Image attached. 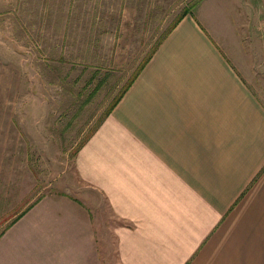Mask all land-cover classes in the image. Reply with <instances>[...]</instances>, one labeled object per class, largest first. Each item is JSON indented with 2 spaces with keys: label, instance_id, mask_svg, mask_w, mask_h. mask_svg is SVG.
<instances>
[{
  "label": "crops",
  "instance_id": "obj_1",
  "mask_svg": "<svg viewBox=\"0 0 264 264\" xmlns=\"http://www.w3.org/2000/svg\"><path fill=\"white\" fill-rule=\"evenodd\" d=\"M255 34L218 10L185 15L78 150L85 201L41 198L0 238V264L97 260L102 200L118 264H264Z\"/></svg>",
  "mask_w": 264,
  "mask_h": 264
},
{
  "label": "rangeland",
  "instance_id": "obj_2",
  "mask_svg": "<svg viewBox=\"0 0 264 264\" xmlns=\"http://www.w3.org/2000/svg\"><path fill=\"white\" fill-rule=\"evenodd\" d=\"M202 1L0 0V234L44 196L85 201L75 153L184 10L225 12L233 26L253 23L248 78L264 104V0ZM97 207V260L42 264H118L109 228L120 222L103 200Z\"/></svg>",
  "mask_w": 264,
  "mask_h": 264
},
{
  "label": "trees",
  "instance_id": "obj_3",
  "mask_svg": "<svg viewBox=\"0 0 264 264\" xmlns=\"http://www.w3.org/2000/svg\"><path fill=\"white\" fill-rule=\"evenodd\" d=\"M190 12L188 10H184L180 16L173 22V24L170 26V28L168 29V31H166V33L159 39V41L156 43L155 47L151 50L150 54L144 59L143 63L141 64V66L138 68V71L136 72V74L132 77V79L126 84V86L123 88V90L121 91V93L118 95V97L114 100V102L112 103V105L110 106L109 110L106 112L104 118H106L110 112L112 111V109L115 107V105L120 101V99L122 98V96L124 95V93L128 90V88L131 86V84L133 83V81L135 80V78L138 76V74L141 72V70L143 69V67L147 64V62L150 60V58L152 57V55L155 53L156 48L160 45V43L162 42V40L166 37V35H168L170 33V31L182 20V18L189 14ZM103 118V119H104ZM102 119V120H103ZM101 120V122H102ZM100 122V123H101ZM99 123V124H100ZM94 132V131H93ZM88 139V138H87ZM86 141V140H85ZM84 141V142H85ZM83 142V143H84ZM83 145V144H82ZM81 145V146H82ZM80 146V147H81ZM79 147V149H80ZM78 149V150H79ZM77 150V152H78ZM77 152L75 153V156L77 154ZM36 204V203H35ZM34 204V205H35ZM33 205V206H34ZM32 208V205H30L25 211H23L22 213H20L19 215L16 216L15 219L12 220V222L6 226L5 230L2 231V233L0 234V237L5 233L6 229H8L12 224H14L16 221H18L23 215H25V213Z\"/></svg>",
  "mask_w": 264,
  "mask_h": 264
}]
</instances>
